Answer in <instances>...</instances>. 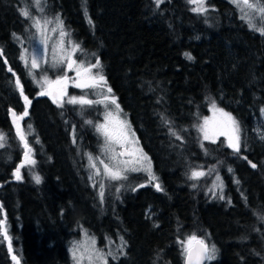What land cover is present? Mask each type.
<instances>
[{
  "label": "trees",
  "instance_id": "obj_1",
  "mask_svg": "<svg viewBox=\"0 0 264 264\" xmlns=\"http://www.w3.org/2000/svg\"><path fill=\"white\" fill-rule=\"evenodd\" d=\"M44 6L81 57L100 66L158 183L137 186L144 180L131 176L117 190L108 183L99 199L87 174V157L100 147L91 112L37 96L20 59L30 23L21 0H0V264L14 256L21 264H70L68 244L83 229L99 245L122 242L108 264H183L179 241L191 236L214 250L206 264H264V141L252 125L264 106V36L228 0L201 8L191 0ZM212 103L236 122L237 152L198 136ZM10 108L25 112L33 151L19 181L11 173L23 148ZM216 178L222 187L212 193Z\"/></svg>",
  "mask_w": 264,
  "mask_h": 264
},
{
  "label": "rangeland",
  "instance_id": "obj_2",
  "mask_svg": "<svg viewBox=\"0 0 264 264\" xmlns=\"http://www.w3.org/2000/svg\"><path fill=\"white\" fill-rule=\"evenodd\" d=\"M204 0H191L201 8ZM236 6L243 20L250 29L264 36V3L262 0H228ZM21 13L29 21L31 30L26 31V41L20 51V59L28 72V78L37 89V96L48 98L56 105H69L82 108L92 124L99 139V150L88 156L87 174L91 184L98 190L99 199L108 183H113L116 190L121 181L135 176L144 180L137 186H155L158 179L154 173L150 156L143 150L129 119L124 114L106 85L100 66L93 56L82 58L77 45L70 39L59 17L45 12L44 0H21ZM81 59H79V58ZM52 93L56 96L52 97ZM82 93L83 95H80ZM25 116V112L17 116ZM253 131L257 139L264 141V106L253 112ZM28 124V123H26ZM29 125V124H28ZM28 125H14L15 134L20 141L23 153L22 162L11 173V177L22 179V167L33 161V151L27 143L30 136ZM201 140L215 142L223 139L234 152L239 150L240 140L236 122L226 111L209 105L208 113L196 125ZM125 148L128 155L119 153ZM194 177L201 179L202 172L195 171ZM214 174L210 175L212 178ZM209 178V179H210ZM222 187L216 178L212 182V193ZM0 219V231L3 232ZM7 239V237L5 236ZM197 238L191 236L179 241V248L184 254ZM201 240V239H199ZM9 242V241H8ZM70 264H108L122 254L123 244L120 240L103 241L99 245L94 235L80 230L68 244ZM214 252V250L212 249ZM206 247V262L213 258V253ZM14 256V255H13ZM11 264H21L18 257L11 259Z\"/></svg>",
  "mask_w": 264,
  "mask_h": 264
},
{
  "label": "water",
  "instance_id": "obj_3",
  "mask_svg": "<svg viewBox=\"0 0 264 264\" xmlns=\"http://www.w3.org/2000/svg\"><path fill=\"white\" fill-rule=\"evenodd\" d=\"M55 96L56 94L52 93V97ZM9 119L11 123L15 125L22 121L23 116L22 115L17 116L15 110L10 108ZM119 155L121 157H126L128 153L125 148H122ZM9 252L11 251L9 250ZM183 264H206V246L201 240L199 239L194 240L192 244L188 247L183 259Z\"/></svg>",
  "mask_w": 264,
  "mask_h": 264
}]
</instances>
